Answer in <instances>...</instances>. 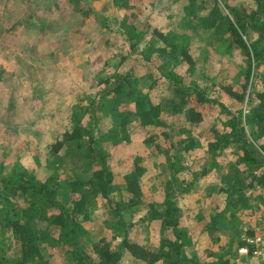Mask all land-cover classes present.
I'll return each instance as SVG.
<instances>
[{"label": "trees", "instance_id": "trees-1", "mask_svg": "<svg viewBox=\"0 0 264 264\" xmlns=\"http://www.w3.org/2000/svg\"><path fill=\"white\" fill-rule=\"evenodd\" d=\"M110 1L115 7L128 9L131 15V8H137L143 0ZM152 1L160 5L179 0ZM37 2L46 7L45 11H55L53 1ZM80 2L87 3V0H69L71 9L80 11ZM181 9L185 23L196 27L193 36L202 44L198 56L189 54L186 46L189 37L184 33H166L157 28L139 30L133 21H128L129 14L125 12L117 22L116 32L129 43L130 51L117 60L110 74L102 75L101 88L95 95L83 97L84 103L72 105L70 115L74 126L49 146L48 158L39 162L35 155V165L50 169L49 174L40 177L23 167L0 175V235L7 232L12 240L8 248L0 239V264H50L54 256L60 259L59 264H122L126 252L143 262L141 264L233 263L234 256L230 259L229 255L244 245L240 234L251 236L254 233L253 229L240 226V212L248 210L252 203L247 193L257 186L264 189V0H247L241 5L236 0H183ZM36 13L22 9L20 22L36 32L52 31L53 27L47 29L50 23ZM81 13H90L103 28H108L109 15L90 7L82 9ZM11 21V12L0 8V47L12 46L6 37V32L13 28L9 27ZM70 32V28L61 27L57 37L61 36L67 44ZM206 47L230 61L236 58L231 67L236 83H218L228 104L209 96L206 86L200 87L194 80L185 83L174 72L180 63H186L190 72L198 64L201 76L206 79L211 58ZM139 53L147 58L162 59L158 67L164 70L163 76L171 85L168 89L173 94L169 98L154 103L147 92L139 88L133 66L119 69L130 54ZM42 59L44 61L40 62L46 67L48 62ZM168 64H171L169 69ZM4 72L0 66V74ZM2 95L8 99L5 93L0 98H4ZM129 104H133L132 110L121 108ZM207 109L211 113L216 111L219 128L209 129L210 136L204 143L199 135L192 134L191 126L203 121ZM101 116L116 118V130L100 131L95 127ZM166 116L181 117L188 128L182 125L174 129ZM83 118H86V126ZM133 122L141 127L165 128L161 133L166 146L163 149L160 144L156 146L164 155L161 168L168 172L165 173L163 200L144 203L146 213L141 219L157 223L159 233L155 245L138 246L128 242L134 211L143 203L141 177L145 167L138 164L140 158L137 157L132 168L115 182L109 165L110 154L102 143L104 140L115 144L128 142L127 126ZM200 147H204L203 158H211V167L218 176L217 185L210 184L211 193L223 195V206L206 215L198 213L197 217L207 218L202 230L210 240L218 242L223 234L229 237L220 252L209 251L212 260H203L190 251L191 236L181 224L176 196V191L186 193L207 175L205 167L192 169L191 153ZM1 165L0 162V174ZM184 171L191 178L178 180ZM258 196L259 205L264 209L262 192ZM91 199L101 201L102 222L111 234L110 239L104 237L87 247L80 238L85 232L83 222L90 217ZM258 224L264 228L261 221Z\"/></svg>", "mask_w": 264, "mask_h": 264}, {"label": "rangeland", "instance_id": "rangeland-1", "mask_svg": "<svg viewBox=\"0 0 264 264\" xmlns=\"http://www.w3.org/2000/svg\"><path fill=\"white\" fill-rule=\"evenodd\" d=\"M37 1L39 0H24L22 3L19 0H0V8L10 11L13 18L12 23H9V27L13 26V28L9 33L6 32L8 43L12 46L0 47V66L5 71L0 74V95L5 93L8 98L5 100L4 95H2L4 98H0V162L2 164L0 175H7L23 167H27L40 177L48 175L50 169L35 165V155L38 156L39 162L48 158L49 146L55 140L61 139L63 133L70 131L74 126V119L70 115L72 105L77 102L84 103L83 97L95 95L101 88L99 80L102 75L110 74L117 60L130 51L129 43L116 32L117 22L122 14H129L128 9L115 7L110 0H87V3L80 2V11H75L71 9L69 0H48V2L53 1L52 9H55L50 12L45 11L46 7L37 5L39 4ZM236 2L241 5L246 4L247 0H236ZM167 3L158 5L156 1L143 0L139 2L137 8H131L128 21H133L139 30L149 28L151 31L152 28H157L166 33L170 31L176 34L184 33L189 37L188 42L186 41L189 54L192 57L198 56L202 44L196 36H193L196 27L185 23L186 18L183 17L181 9L183 0ZM89 7L111 17L107 29L95 21L90 13H81L82 9ZM24 8L37 12L35 15L49 22L47 29L53 27L52 31L36 32L24 22H20L23 20ZM61 27L71 29L69 34L71 39L67 44L65 39L62 41L61 36H58L59 39L57 37ZM205 49L211 55L208 60L209 75L206 79L201 76L198 64L194 71L190 72L186 63H180L175 67L174 72L185 83L194 80L200 87L206 86L209 96L228 104L229 100L220 90L218 83H236L233 76L234 69H231L236 58L233 57L230 61L228 57L216 54L210 47ZM41 57L45 59V63L48 62L46 67L43 66L44 62H40L44 61ZM160 61L162 59L155 56L147 58L141 53L130 54L129 60H125L119 68L127 70L133 66L139 88L147 92L154 103L173 94V91L168 89L171 86L169 80L163 76L164 70L158 67ZM170 66L171 64H168V69ZM121 108L132 110L133 104L123 105ZM215 112L211 113L207 109V116L205 115L203 121L191 126L192 134L199 135V139L204 143L210 136L209 129L218 127ZM165 119L174 129L182 125L188 128L187 124H183L181 117L166 116ZM83 123H86V118H83ZM117 123L118 120L114 117L101 116L95 127L97 126L100 131L111 132L116 130ZM127 129L130 133L128 142L115 144L104 140L102 143L110 154L109 165L115 182L120 175L132 168L135 158H140L138 164L145 167L141 177L143 203L134 211L128 242L138 246L155 245L159 233L157 223L154 220L141 219L146 213L144 203H161L163 200L167 171L161 168L164 155L158 152L156 146L160 144L162 149L165 148L166 143L161 133L165 128L141 127L133 122L128 124ZM191 154L194 159L192 169L196 171L205 167L207 175L186 193L180 194L176 191L177 204L181 209V224L191 236L190 251L203 260H212V257L208 256L209 251L220 252L228 244L229 237L223 234L218 242L210 240L202 230L207 218L198 219L197 215L198 213L206 215L212 209L221 208L223 195L214 191L211 193L210 184L217 185L219 181L211 167V158H203L204 147L194 149ZM182 178L188 180L191 176L184 171L179 174L178 180ZM261 192L264 196V189L257 186L254 191L247 193L252 203L248 210L240 212L242 218L240 226L243 228L254 231L262 228L263 225L258 224L260 221L264 224V209L259 205L258 196ZM90 204V217L83 222L85 232L80 238L87 247L104 237L110 239L111 234L109 227L102 222L104 217L101 201L91 199ZM6 233H1L4 235H0V239L9 248L12 240ZM240 235L245 237L244 234ZM112 243L115 244L116 241L112 240ZM234 255L233 252L229 258ZM59 261L60 259L54 256L50 264H59ZM141 263L143 262L132 257L129 252H126L122 262V264Z\"/></svg>", "mask_w": 264, "mask_h": 264}, {"label": "built area", "instance_id": "built-area-1", "mask_svg": "<svg viewBox=\"0 0 264 264\" xmlns=\"http://www.w3.org/2000/svg\"><path fill=\"white\" fill-rule=\"evenodd\" d=\"M232 264H264V228L244 237V245L235 251Z\"/></svg>", "mask_w": 264, "mask_h": 264}]
</instances>
